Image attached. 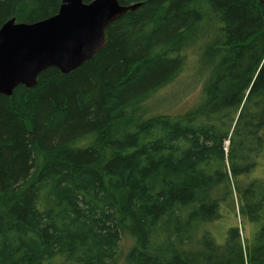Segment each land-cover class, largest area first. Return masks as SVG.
I'll return each mask as SVG.
<instances>
[{"label": "trees", "instance_id": "1", "mask_svg": "<svg viewBox=\"0 0 264 264\" xmlns=\"http://www.w3.org/2000/svg\"><path fill=\"white\" fill-rule=\"evenodd\" d=\"M116 1L89 61L0 94V264H264V0ZM60 4L0 0V27ZM182 75L190 108L138 113Z\"/></svg>", "mask_w": 264, "mask_h": 264}, {"label": "water", "instance_id": "2", "mask_svg": "<svg viewBox=\"0 0 264 264\" xmlns=\"http://www.w3.org/2000/svg\"><path fill=\"white\" fill-rule=\"evenodd\" d=\"M139 4L116 0H61L57 13L31 23L9 20L0 28V94L34 88L40 72L67 75L106 45V28Z\"/></svg>", "mask_w": 264, "mask_h": 264}, {"label": "rangeland", "instance_id": "3", "mask_svg": "<svg viewBox=\"0 0 264 264\" xmlns=\"http://www.w3.org/2000/svg\"><path fill=\"white\" fill-rule=\"evenodd\" d=\"M178 80L180 82L172 83L168 85L161 92L152 96L151 99L146 101L145 104H142L140 107L136 108V110L139 111L138 113L141 115L140 111L143 109L145 115L147 114L157 115L161 113H168L174 110L184 109L186 107L187 109L190 108L198 98L196 97V92L198 90L197 85L193 86L191 80L189 78H186L184 75L180 76ZM262 166H264V161L262 162ZM256 176L258 179L264 180V167L260 175L258 176L256 174L255 177ZM244 185L245 184L242 183V186ZM236 204H237V199L235 197L233 199V210H236ZM229 208H230V203H229ZM240 217H241L240 215L235 217L229 215L228 218L226 217L222 220L224 224L226 223L231 226H236L240 239L244 240L246 237L250 235V230L247 221L243 222L242 220L243 218L241 217L242 218L241 219ZM132 245L133 242L129 238V236H126L125 234L122 235L120 242V249L124 254H126L129 251Z\"/></svg>", "mask_w": 264, "mask_h": 264}, {"label": "bare ground", "instance_id": "4", "mask_svg": "<svg viewBox=\"0 0 264 264\" xmlns=\"http://www.w3.org/2000/svg\"><path fill=\"white\" fill-rule=\"evenodd\" d=\"M6 23H7V22H6ZM4 24H5V23H4ZM4 24H3V25H4ZM3 25H2V26H3ZM2 26H1V27H2ZM1 27H0V28H1ZM99 51H100V50H99ZM76 69H77V68H76ZM76 69H75V70H76ZM40 73H41V72H40ZM40 73H39V74H40Z\"/></svg>", "mask_w": 264, "mask_h": 264}]
</instances>
